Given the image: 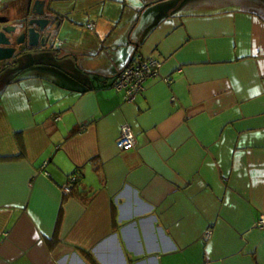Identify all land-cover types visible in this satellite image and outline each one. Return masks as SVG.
Instances as JSON below:
<instances>
[{
	"label": "crops",
	"instance_id": "1",
	"mask_svg": "<svg viewBox=\"0 0 264 264\" xmlns=\"http://www.w3.org/2000/svg\"><path fill=\"white\" fill-rule=\"evenodd\" d=\"M45 8L55 50L0 67V264H264V0ZM137 56L161 66L124 100Z\"/></svg>",
	"mask_w": 264,
	"mask_h": 264
},
{
	"label": "water",
	"instance_id": "2",
	"mask_svg": "<svg viewBox=\"0 0 264 264\" xmlns=\"http://www.w3.org/2000/svg\"><path fill=\"white\" fill-rule=\"evenodd\" d=\"M16 10L18 14L16 18H14V21L17 22L15 26L5 25L7 16L0 14V61L8 64L10 61L12 62V58H15L17 54L20 55L22 51L20 53L14 52L15 47L12 46V43L22 44L25 37H27V42L30 45L29 48L37 50L50 47L52 50H55L56 47L54 48L50 46V38L53 34V29L56 27V23L53 17H51L46 11L45 0H26L25 2L18 4ZM44 14L48 16H39ZM24 25L26 26L25 30L18 33L13 38L11 33L16 31L18 27ZM45 27H48L49 29L46 37L41 36V31ZM15 61L16 60L13 62Z\"/></svg>",
	"mask_w": 264,
	"mask_h": 264
},
{
	"label": "built area",
	"instance_id": "3",
	"mask_svg": "<svg viewBox=\"0 0 264 264\" xmlns=\"http://www.w3.org/2000/svg\"><path fill=\"white\" fill-rule=\"evenodd\" d=\"M92 27L91 23L87 24ZM60 44V41H55L53 46ZM161 66L160 59L152 56L141 57L137 56L129 60L116 73L114 88L122 92L124 100H132L143 90V83L148 77L157 76ZM135 144V136L131 126L128 123H123L120 126L119 136L116 140V145L119 149H130ZM76 180V173H72L67 177V181L62 186V191L68 193ZM255 225L259 228H264V218L260 216L256 220ZM212 235V228L207 227L203 233V239L208 240Z\"/></svg>",
	"mask_w": 264,
	"mask_h": 264
},
{
	"label": "flooded vegetation",
	"instance_id": "4",
	"mask_svg": "<svg viewBox=\"0 0 264 264\" xmlns=\"http://www.w3.org/2000/svg\"><path fill=\"white\" fill-rule=\"evenodd\" d=\"M17 11V10H16ZM0 14L1 15H6L7 16V21L5 22V25H16V21H14V18H16V16L15 17H12V14H10L8 11L6 12V11H0ZM22 14V13H21ZM19 16V15H18ZM33 16V15H32ZM39 16H43V17H45V16H48V15H46V14H44V15H39ZM30 18V17H29ZM36 26V25H35ZM37 27V26H36ZM47 32H49V29H48V27H45L42 31H41V36H47ZM28 40H27V37H25L24 38V42L22 43L23 44V46H21V47H19V45L20 44H16V43H12V46H14L15 47V50H14V52H18V53H20L21 51H23V50H25V49H29V47H30V45L28 44V42H27ZM26 51V50H25ZM10 63H11V61H10Z\"/></svg>",
	"mask_w": 264,
	"mask_h": 264
},
{
	"label": "rangeland",
	"instance_id": "5",
	"mask_svg": "<svg viewBox=\"0 0 264 264\" xmlns=\"http://www.w3.org/2000/svg\"><path fill=\"white\" fill-rule=\"evenodd\" d=\"M18 13L17 12H13L12 13V17H15L16 15H17ZM25 25L24 26H20V27H18L17 29H16V31H14V32H12L11 33V35H12V37L14 38L18 33H20V32H22L23 30H25ZM21 46H23V44H20L19 45V47H21ZM26 50V49H25ZM25 50H23V51H25ZM21 58V55H19V54H17L16 55V57L15 58H12V62L11 63H13V61L14 60H19ZM5 63L2 61V62H0V67H2L3 65H4ZM10 66V63H8L5 67H9ZM4 67V68H5Z\"/></svg>",
	"mask_w": 264,
	"mask_h": 264
}]
</instances>
